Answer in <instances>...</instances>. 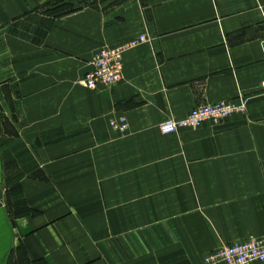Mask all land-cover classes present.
<instances>
[{
    "label": "crops",
    "instance_id": "obj_1",
    "mask_svg": "<svg viewBox=\"0 0 264 264\" xmlns=\"http://www.w3.org/2000/svg\"><path fill=\"white\" fill-rule=\"evenodd\" d=\"M141 36L117 84H79ZM263 79L264 0H0V101L19 116L0 178L22 207L0 214V264H205L264 243ZM239 97L242 113L159 132Z\"/></svg>",
    "mask_w": 264,
    "mask_h": 264
},
{
    "label": "built area",
    "instance_id": "obj_2",
    "mask_svg": "<svg viewBox=\"0 0 264 264\" xmlns=\"http://www.w3.org/2000/svg\"><path fill=\"white\" fill-rule=\"evenodd\" d=\"M144 40L145 37L141 36L138 40H133L123 46L101 51L93 58L91 69L84 74L79 84L89 90L113 87L122 79V51L127 46ZM260 85L264 90V79ZM244 110V98L241 97L236 101L200 106L182 121L170 120L160 124L159 132L163 135L173 134L181 128H195L206 120H224L233 114L242 113ZM109 126L113 130L124 133L127 129V122L124 117H118L110 120ZM263 262L264 243L255 240H246L225 246L209 253L205 258L206 264H258Z\"/></svg>",
    "mask_w": 264,
    "mask_h": 264
},
{
    "label": "rangeland",
    "instance_id": "obj_3",
    "mask_svg": "<svg viewBox=\"0 0 264 264\" xmlns=\"http://www.w3.org/2000/svg\"><path fill=\"white\" fill-rule=\"evenodd\" d=\"M122 73H123V69H122ZM244 103H246L245 98H244ZM206 106H210V105H206ZM18 119L19 116L14 111V98L5 97L3 101L2 100L0 101V142L2 139L13 136L14 123L17 122ZM206 121L220 122L222 120H218V121L206 120ZM18 181H19L18 177L5 176V174H3L2 177L0 178V214L1 215L3 214V212H6V214L7 213L10 214L12 213V211L22 210L17 195L18 186H19ZM8 264H23L22 258L20 257V253H19V257L16 258L14 263L11 260L8 262Z\"/></svg>",
    "mask_w": 264,
    "mask_h": 264
},
{
    "label": "bare ground",
    "instance_id": "obj_4",
    "mask_svg": "<svg viewBox=\"0 0 264 264\" xmlns=\"http://www.w3.org/2000/svg\"><path fill=\"white\" fill-rule=\"evenodd\" d=\"M92 61H93V60H92ZM92 61H91V63H90V66H91V67H92ZM87 72H88V71H87ZM83 76H84V75H83ZM81 79H82V78H81ZM81 79H80V80H81ZM116 84H117V83H116ZM82 87H83V86H82ZM84 88H85V87H84ZM100 88H103V87H100ZM262 90H263V89H262ZM258 242H260V241H258ZM230 245H231V244H230ZM227 246H228V245H227ZM222 248H223V247H222ZM217 250H218V249H217ZM214 251H215V250H214ZM210 253H211V252H210ZM207 256H208V255H206V257H207ZM206 257H205V258H206ZM205 258H204V262H205ZM205 264H206V263H205Z\"/></svg>",
    "mask_w": 264,
    "mask_h": 264
}]
</instances>
